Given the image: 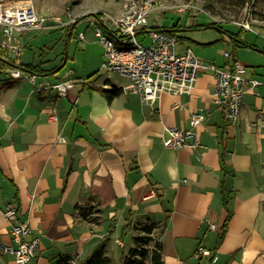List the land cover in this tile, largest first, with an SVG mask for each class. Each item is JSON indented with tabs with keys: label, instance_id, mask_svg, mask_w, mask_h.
I'll return each mask as SVG.
<instances>
[{
	"label": "crops",
	"instance_id": "0c3cea01",
	"mask_svg": "<svg viewBox=\"0 0 264 264\" xmlns=\"http://www.w3.org/2000/svg\"><path fill=\"white\" fill-rule=\"evenodd\" d=\"M79 25L45 31L61 30L68 50L74 33L87 41L89 30ZM33 33L22 36L20 54L0 61V244L17 246L4 216L14 205L31 225L29 238L40 239L33 264H57L60 256L80 263L102 245L121 264L134 222L145 218L165 223L164 264H264V81L247 77L262 85L247 87L240 118L227 122L214 102L213 72H200L190 95L162 94L153 105L124 93L128 84L101 80L96 69L62 71L75 62L69 51L24 56ZM9 67L24 75L12 78ZM68 80L67 96L50 88ZM112 89L120 93L109 101ZM201 111L200 147L166 149L167 131L189 130ZM77 206L92 212L89 219ZM199 247L212 255H198ZM0 264H14V255L0 250Z\"/></svg>",
	"mask_w": 264,
	"mask_h": 264
},
{
	"label": "built area",
	"instance_id": "2783aa9c",
	"mask_svg": "<svg viewBox=\"0 0 264 264\" xmlns=\"http://www.w3.org/2000/svg\"><path fill=\"white\" fill-rule=\"evenodd\" d=\"M154 7L150 1L132 2L124 6L121 12L113 16L104 11H92L82 14L79 19L72 18L63 22L61 18H47L39 15L34 6L28 1L0 0V54L4 58L8 53L20 54L23 50L21 38L27 32H41L58 28L63 25L70 27L85 21L94 30L105 51V61L102 70L116 73L127 78L130 83L122 90L124 93L133 92L142 102L155 104L162 94L173 96L190 95L195 88L200 72L211 71L215 78L214 102L222 110L227 122L237 121L241 116L244 96L247 87L254 89L262 83L256 79L247 80V67L235 59L231 53L225 52L226 64L217 66L215 63H204L191 48H182L180 54L176 51L177 37L169 32L158 30L159 25L149 27ZM158 16V15H156ZM159 18V16H158ZM244 30L251 31L250 24H242ZM149 29L153 40L152 47H144L138 41V35ZM84 39L85 35L80 34ZM12 78H21V70L7 68ZM36 75H30L29 80L35 84ZM73 81H60L50 86L59 96H67L73 88ZM57 121V117L53 116ZM207 121L203 111L195 112L190 118V129L172 128L167 131L163 145L168 150L191 149L200 147L199 135L195 131ZM61 142H65L62 137ZM4 216L10 224V233L17 245L13 248L0 244V250L14 255V264H33L40 247V239L29 238L31 225L21 222L17 207L9 205ZM215 230V225H210ZM198 255L211 256L212 252L199 247ZM75 264V262H72Z\"/></svg>",
	"mask_w": 264,
	"mask_h": 264
},
{
	"label": "rangeland",
	"instance_id": "374dc122",
	"mask_svg": "<svg viewBox=\"0 0 264 264\" xmlns=\"http://www.w3.org/2000/svg\"><path fill=\"white\" fill-rule=\"evenodd\" d=\"M30 2L39 15L47 18L58 17L63 22L72 18L79 19L82 14L95 10L118 15L127 4L132 2L144 3L150 1L154 7L149 27L155 24L163 29L178 26L176 32V51L180 54L182 48H191L197 57L204 63L226 61V51L247 67L245 78L254 75L264 81V0H13ZM158 15V16H156ZM211 21L218 22L216 27L206 28ZM78 30L86 31L88 45L80 41L74 33L66 49L67 38L62 36L61 30L34 32L33 48H27L24 56L39 60L42 55L61 57L69 51L70 61L62 71L69 68L78 73L96 69L98 76L104 80L110 76L117 85H126L130 81L116 73H107L102 70V56L104 48L95 38L94 30L89 28L85 21L79 23ZM242 24H250L252 30L241 31ZM201 25V26H200ZM204 25V26H202ZM57 28V29H58ZM149 29L140 33L137 41L144 47H152L153 40ZM228 32L229 34H225ZM238 35L246 46H238L231 35ZM45 52V54L43 53ZM61 62L58 61V64ZM211 72V71H210ZM97 75L95 77H97ZM35 260V258H34ZM33 260V263H34Z\"/></svg>",
	"mask_w": 264,
	"mask_h": 264
},
{
	"label": "trees",
	"instance_id": "16d2710c",
	"mask_svg": "<svg viewBox=\"0 0 264 264\" xmlns=\"http://www.w3.org/2000/svg\"><path fill=\"white\" fill-rule=\"evenodd\" d=\"M218 24V22L211 21L209 26H206V28L216 27ZM177 28V25H173L170 29H163L159 27L158 30L169 32L175 35L178 31ZM240 28L241 31L244 30L243 27L240 26ZM144 31L145 30H143L142 32ZM225 34L229 33L225 32ZM231 38L237 43L239 47L246 46V43L242 42L238 35L232 34ZM233 57L236 59L235 55ZM2 58L3 57L0 54V61L2 60ZM24 69L35 73L40 71V65H27L24 67ZM119 93L120 90L118 89H112L111 91L107 92L105 91V94L109 101H112L113 98ZM77 209L84 219H89L92 214V212H90V210H88L87 208L77 206ZM164 227L165 223L160 224L152 221L150 218L136 220L132 227L135 233V236L133 238V247H131L126 254L124 253L122 255L121 264H164L163 243L160 240V235L163 233ZM158 230L159 234L157 233ZM72 262L73 258L69 256H60L57 264H73ZM75 264H113V260L108 255L106 246L102 245L101 247L94 250L91 255L84 261Z\"/></svg>",
	"mask_w": 264,
	"mask_h": 264
}]
</instances>
